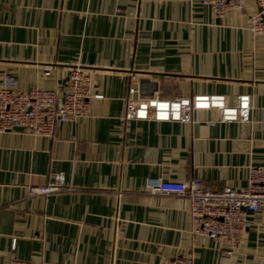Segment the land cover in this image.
Returning a JSON list of instances; mask_svg holds the SVG:
<instances>
[{
  "label": "crops",
  "instance_id": "crops-1",
  "mask_svg": "<svg viewBox=\"0 0 264 264\" xmlns=\"http://www.w3.org/2000/svg\"><path fill=\"white\" fill-rule=\"evenodd\" d=\"M256 0L216 16L202 0H0V75L59 93L74 65L103 98L53 137L0 132V264H264V209L239 246L193 233L190 201L145 191L148 177L247 186L264 163V34ZM48 71V73H47ZM166 99L252 98L251 120L124 119L129 88ZM63 173L71 189L29 196Z\"/></svg>",
  "mask_w": 264,
  "mask_h": 264
},
{
  "label": "built area",
  "instance_id": "built-area-1",
  "mask_svg": "<svg viewBox=\"0 0 264 264\" xmlns=\"http://www.w3.org/2000/svg\"><path fill=\"white\" fill-rule=\"evenodd\" d=\"M202 2L218 17H223L230 9H245V0ZM256 3L258 9L251 17L249 27L259 35L264 34V0H256ZM136 93L137 88L131 86L124 119L190 122L195 115L199 119L203 113L215 111L220 121L251 120L250 94H239L232 101L224 94H195L192 97L166 99L160 96H136ZM100 98H103V94L94 87L89 69L82 65L71 68L67 87L61 93L38 86L23 88L14 75L4 72L0 75V132L21 130L53 137L59 123L86 115L90 100ZM68 189L71 187L66 185L63 173H56L50 183L27 186L29 196ZM145 191L187 197L193 233L225 243L232 251L239 246L252 225L249 211L264 209V163L249 166L248 183L243 188H214L200 178L176 181L148 177ZM10 264L30 263L13 259ZM159 264H194V258L191 254H183Z\"/></svg>",
  "mask_w": 264,
  "mask_h": 264
}]
</instances>
